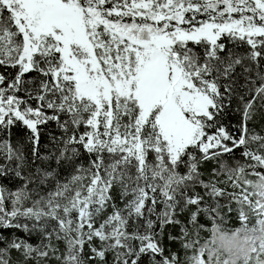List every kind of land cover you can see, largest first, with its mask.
Returning a JSON list of instances; mask_svg holds the SVG:
<instances>
[{"label": "snow or ice", "instance_id": "obj_1", "mask_svg": "<svg viewBox=\"0 0 264 264\" xmlns=\"http://www.w3.org/2000/svg\"><path fill=\"white\" fill-rule=\"evenodd\" d=\"M9 173L0 264H264V0H0Z\"/></svg>", "mask_w": 264, "mask_h": 264}, {"label": "trees", "instance_id": "obj_2", "mask_svg": "<svg viewBox=\"0 0 264 264\" xmlns=\"http://www.w3.org/2000/svg\"><path fill=\"white\" fill-rule=\"evenodd\" d=\"M245 47L246 46H242L239 50L244 51ZM9 71H12V70L9 69ZM32 76H35V73L30 74L28 78H31ZM21 95H23V93H21ZM32 103H33V106H35V102L33 101ZM235 109H236V104H235V102H233L231 108H226L225 112L220 116L221 122L226 127H228V129L230 131H232L233 133L235 132V129L232 126L237 124V122L239 120V115ZM256 127H257V131H259L260 130L259 125H257ZM81 130H83V129H81ZM22 132H23V130L20 128V126L14 127L12 129L11 139L13 141H15L17 139V136L22 134ZM61 135H62V132L57 127L55 122H49V124L47 126L42 127V129H41V144H40L41 154H50V153H54V152L56 154H58L56 147H54V141L52 140V137L55 136L58 138ZM236 156H239L238 151L236 152ZM225 159H227V157H225ZM87 160H88V157L86 155L81 156L79 158V163L87 166ZM232 163H234V161H232ZM46 164L51 165L49 170L56 169L58 172H60V176L58 177V179H60V180L67 179L69 177V175L71 174V168L67 164H65L61 168L60 166H58L56 164L55 159H51L49 161H46ZM211 166H213V165H206L205 168H208L210 170ZM21 184H22V181L19 178L15 177L14 173H9L7 178H0V185H2L8 191H15L18 187L21 186ZM34 186L35 185H30V187H34ZM53 186H54V184H48V183L41 185V188H43V190H44V192H42L41 194H45L47 191L52 190ZM233 208H235V205H233ZM201 222L203 223L204 221L202 220ZM210 227H211L210 223L206 224V228H210ZM224 227L226 229H235V228L240 227V222L238 220L236 212L228 213L225 216ZM167 231L170 232L173 236L179 235V228L178 227H176V228L169 227ZM5 235H17V236H21V237L26 236L25 233H23L22 231H18V230H13L11 232L5 231ZM209 236H210L209 232H207V231L201 232V237L203 238L201 240V243L204 242V239L209 238ZM31 242L37 243L35 236H33L31 238ZM163 244L166 248L165 254H168V250L175 252L178 249H180V254L183 255V249H181L180 242L178 240L177 241H170V240H168L167 235H165L163 237ZM11 255L13 256V258H16L18 254L13 252Z\"/></svg>", "mask_w": 264, "mask_h": 264}]
</instances>
